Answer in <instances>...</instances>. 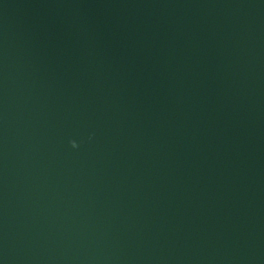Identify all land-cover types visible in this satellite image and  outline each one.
<instances>
[{"label": "water", "instance_id": "water-1", "mask_svg": "<svg viewBox=\"0 0 264 264\" xmlns=\"http://www.w3.org/2000/svg\"><path fill=\"white\" fill-rule=\"evenodd\" d=\"M0 264H264V0H0Z\"/></svg>", "mask_w": 264, "mask_h": 264}]
</instances>
